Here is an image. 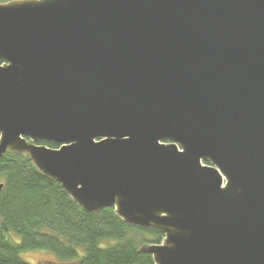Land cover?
<instances>
[{"label":"water","instance_id":"95a60500","mask_svg":"<svg viewBox=\"0 0 264 264\" xmlns=\"http://www.w3.org/2000/svg\"><path fill=\"white\" fill-rule=\"evenodd\" d=\"M0 60V157L154 264H264V0H11Z\"/></svg>","mask_w":264,"mask_h":264},{"label":"trees","instance_id":"16d2710c","mask_svg":"<svg viewBox=\"0 0 264 264\" xmlns=\"http://www.w3.org/2000/svg\"><path fill=\"white\" fill-rule=\"evenodd\" d=\"M0 184V264H31L21 257L31 250H47L57 263L154 264L140 248L160 243L163 233L125 223L113 207L86 210L59 182L40 175L26 154L0 157Z\"/></svg>","mask_w":264,"mask_h":264},{"label":"rangeland","instance_id":"374dc122","mask_svg":"<svg viewBox=\"0 0 264 264\" xmlns=\"http://www.w3.org/2000/svg\"><path fill=\"white\" fill-rule=\"evenodd\" d=\"M146 244H149V243H144L141 245V247ZM21 257L26 262L31 263V264H75L74 262L57 263L54 255L47 250L24 251L21 253Z\"/></svg>","mask_w":264,"mask_h":264}]
</instances>
